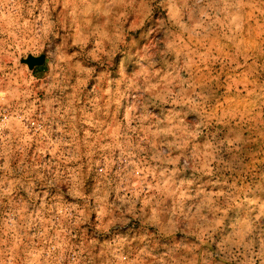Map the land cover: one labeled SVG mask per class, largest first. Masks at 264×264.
<instances>
[{
	"label": "rangeland",
	"instance_id": "rangeland-1",
	"mask_svg": "<svg viewBox=\"0 0 264 264\" xmlns=\"http://www.w3.org/2000/svg\"><path fill=\"white\" fill-rule=\"evenodd\" d=\"M0 264H264V0H0Z\"/></svg>",
	"mask_w": 264,
	"mask_h": 264
},
{
	"label": "water",
	"instance_id": "water-1",
	"mask_svg": "<svg viewBox=\"0 0 264 264\" xmlns=\"http://www.w3.org/2000/svg\"><path fill=\"white\" fill-rule=\"evenodd\" d=\"M25 62L31 68H34L35 66H40L45 62V55L44 54H42L41 56L30 55L28 58L25 59Z\"/></svg>",
	"mask_w": 264,
	"mask_h": 264
}]
</instances>
